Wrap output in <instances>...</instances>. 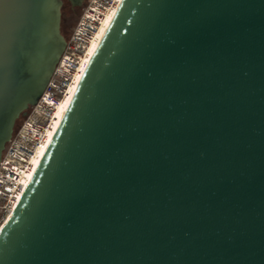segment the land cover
Wrapping results in <instances>:
<instances>
[{
  "label": "water",
  "instance_id": "95a60500",
  "mask_svg": "<svg viewBox=\"0 0 264 264\" xmlns=\"http://www.w3.org/2000/svg\"><path fill=\"white\" fill-rule=\"evenodd\" d=\"M62 4L0 0V156L66 45ZM0 264H264V0H122Z\"/></svg>",
  "mask_w": 264,
  "mask_h": 264
},
{
  "label": "built area",
  "instance_id": "2783aa9c",
  "mask_svg": "<svg viewBox=\"0 0 264 264\" xmlns=\"http://www.w3.org/2000/svg\"><path fill=\"white\" fill-rule=\"evenodd\" d=\"M121 1H83L42 94L35 104L29 106L6 142L0 156V229L12 215L36 170L34 161L47 145L56 119V108L75 83L90 42L107 15L117 9Z\"/></svg>",
  "mask_w": 264,
  "mask_h": 264
},
{
  "label": "bare ground",
  "instance_id": "6f19581e",
  "mask_svg": "<svg viewBox=\"0 0 264 264\" xmlns=\"http://www.w3.org/2000/svg\"><path fill=\"white\" fill-rule=\"evenodd\" d=\"M115 11H116V9L112 13L107 15L103 25L98 30L95 38L90 42V44L88 46V49H87V54H86L85 60H84V62L82 64V67H81V71L78 72V74L76 76L75 83L73 84V86L70 87L67 96L60 102V104H58V106L56 108V119H55V122L53 124V129L51 130V132L49 134V139H48L47 145H49L50 141L52 140V138H53V136L55 134V131H56V129H57V127H58V125H59V123H60V121H61V119H62V117H63V115L65 113V111H66V108H67V106H68L73 94H74L76 86H77V84H78V82H79V80H80V78L82 76L83 70H84L86 64L88 63V60H89V58H90V56H91L96 44L98 43L103 31L105 30L107 24L109 23L110 19L112 18L113 14L115 13ZM46 146L44 147V149H42L40 157L36 161H34L35 168H37V166H38V164H39V162H40V160H41V158H42V156H43V154H44V152H45V150L47 148Z\"/></svg>",
  "mask_w": 264,
  "mask_h": 264
},
{
  "label": "trees",
  "instance_id": "16d2710c",
  "mask_svg": "<svg viewBox=\"0 0 264 264\" xmlns=\"http://www.w3.org/2000/svg\"><path fill=\"white\" fill-rule=\"evenodd\" d=\"M63 4L66 6V9H61V22H60V30L62 35L66 38L67 37V30L71 27L73 22L72 15L74 16L76 12V7L71 8V4L68 0H62ZM21 118V117H20ZM19 118V119H20Z\"/></svg>",
  "mask_w": 264,
  "mask_h": 264
},
{
  "label": "rangeland",
  "instance_id": "374dc122",
  "mask_svg": "<svg viewBox=\"0 0 264 264\" xmlns=\"http://www.w3.org/2000/svg\"><path fill=\"white\" fill-rule=\"evenodd\" d=\"M82 4H83V3H82ZM62 7H63V9H66V6H65L64 4H62ZM62 7H61V9H62ZM81 7H82V5L76 7V8H78V9H76V12H75L74 16L72 15L73 22H72V24H71V27L68 28V30H67V33H68V34H69V32L71 31L73 25L75 24V22H76V20H77V18H78V16H79V13H80V11H81ZM68 34H67V36H68ZM21 119H22V117L16 121V125H18V124L20 123ZM16 125H15V126H16Z\"/></svg>",
  "mask_w": 264,
  "mask_h": 264
},
{
  "label": "flooded vegetation",
  "instance_id": "af4514ba",
  "mask_svg": "<svg viewBox=\"0 0 264 264\" xmlns=\"http://www.w3.org/2000/svg\"><path fill=\"white\" fill-rule=\"evenodd\" d=\"M22 117V116H21Z\"/></svg>",
  "mask_w": 264,
  "mask_h": 264
}]
</instances>
